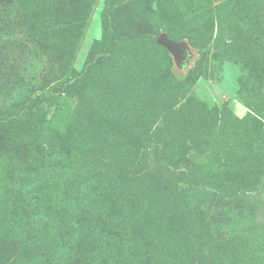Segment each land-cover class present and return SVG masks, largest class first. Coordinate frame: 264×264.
Here are the masks:
<instances>
[{
    "label": "trees",
    "instance_id": "1",
    "mask_svg": "<svg viewBox=\"0 0 264 264\" xmlns=\"http://www.w3.org/2000/svg\"><path fill=\"white\" fill-rule=\"evenodd\" d=\"M94 1L0 0V264H260L264 237L188 209L216 196L240 219L264 177V0H106L78 70ZM129 12L151 32L131 36ZM216 27L249 70L243 116L184 101L202 63L178 82L157 41L202 50Z\"/></svg>",
    "mask_w": 264,
    "mask_h": 264
},
{
    "label": "rangeland",
    "instance_id": "2",
    "mask_svg": "<svg viewBox=\"0 0 264 264\" xmlns=\"http://www.w3.org/2000/svg\"><path fill=\"white\" fill-rule=\"evenodd\" d=\"M69 1V0H67ZM106 0H95L89 12L88 25L80 40V46L76 52V57L73 60V66L76 69H82L88 55L89 49L93 41L101 36L102 33V11ZM161 1V5L167 6L166 12L170 13L176 11L179 6L184 7L188 0H145V7L147 10L156 8L157 2ZM215 3H218L215 1ZM125 21L131 28V36L135 33L145 35L151 32L154 24L149 22L147 12L142 13H127L123 16ZM165 32V31H163ZM167 33V32H166ZM217 36V27L213 35L210 45L200 50L194 47L192 43L184 38L182 40L188 43V58L181 63L173 56L174 65L172 68V75L176 81H183L188 73L202 63L201 76L194 87L186 92L184 101L191 97L196 101H203L212 108L217 105L221 107L228 103L229 106L240 116H243L247 111V106L244 99L240 95L242 84L246 81L249 75V70L246 69L242 62L236 61L232 58L223 55V53L216 48L214 44ZM180 40V41H182ZM200 44H207L205 40L201 39ZM162 121H157L156 125H160ZM108 160V159H107ZM174 178V177H173ZM185 186L184 182L179 183V187ZM216 197V196H215ZM205 196L203 200H199L189 209V212L195 213L193 217L205 218L212 232L218 234L225 231L232 233V226L238 224L239 232H249L254 239L260 240L264 237V177L258 182L257 187L252 191L246 200H242L244 210L241 213V218L238 219V213L233 215V211L229 209V203L224 200ZM213 199V200H212ZM203 216V217H202ZM248 217V219H246ZM8 219H13L8 217ZM235 220V221H234ZM6 223L9 224L8 221ZM214 224V225H212ZM21 225V224H20ZM222 226V227H221ZM12 231V230H11ZM16 233V232H13ZM227 235V236H228ZM264 257L260 264L263 263Z\"/></svg>",
    "mask_w": 264,
    "mask_h": 264
},
{
    "label": "water",
    "instance_id": "3",
    "mask_svg": "<svg viewBox=\"0 0 264 264\" xmlns=\"http://www.w3.org/2000/svg\"><path fill=\"white\" fill-rule=\"evenodd\" d=\"M157 41L165 46L179 62L183 63L187 60L189 54L187 41H176L170 38L166 32H162Z\"/></svg>",
    "mask_w": 264,
    "mask_h": 264
}]
</instances>
